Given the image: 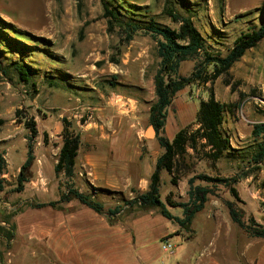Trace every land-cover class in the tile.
<instances>
[{"label":"rangeland","instance_id":"1","mask_svg":"<svg viewBox=\"0 0 264 264\" xmlns=\"http://www.w3.org/2000/svg\"><path fill=\"white\" fill-rule=\"evenodd\" d=\"M127 1L149 11V15H155L161 23L175 26L161 13L165 0ZM176 1L179 10L192 16L211 44L212 53L221 56L228 52L240 33L264 23V0ZM16 34L43 38L45 45L40 46L51 54L47 57L39 49L29 57L34 86L14 76L8 78L1 72V65L8 62V56L17 55V51L6 50H10L6 45L12 44L7 42ZM22 39L34 44L27 37ZM158 61L156 42L149 35L138 31L129 43L124 42L123 31L110 26L103 17L102 0H0V149L17 147V152L22 147L28 134L23 116L34 118L40 135L44 130L54 129L55 122L62 116L74 118L75 114H84L86 108H100L97 113H106L111 106L108 102L118 94L134 98L138 117H146L154 98L153 75ZM198 62L197 59L182 62L180 75H189ZM46 77L59 79L66 87H51ZM209 93L219 102L232 106L223 123L231 149L215 161L207 157L209 149L203 141H198L196 149L188 147L172 174L175 185L170 182L172 176L161 171V197L164 200L170 193L171 199L186 201L188 179L206 174L217 178L236 177L239 181L232 186L239 199H234L230 188L223 184L212 187L204 208L193 218L196 235L192 241L184 243L173 234L169 240L179 246L178 252L190 250L200 241L211 239L215 219H218L219 224L222 223V235L216 243L219 247L232 248V252L223 253L225 257L244 264L247 260L242 255L243 244L250 236L231 222L225 201L234 202L245 222L253 217L256 222L264 223V163L249 162L257 143L251 134L253 124L264 118L261 113L264 109V39L215 80L200 81L180 90L168 109L170 122L163 134H171L172 129L180 127L194 130L199 101L207 99ZM142 124L146 133L151 125L146 119ZM8 157L10 170L16 169L18 156L8 153ZM256 166L259 169L256 170ZM10 170L7 168L2 175L0 218L16 208L5 205L12 203L8 200L16 184L17 173ZM199 183L204 184L198 179L194 181V184ZM235 242L238 245L234 248ZM4 248L5 241L1 240L0 251ZM2 260L3 254H0V264ZM178 260L179 257L174 258L169 264H177Z\"/></svg>","mask_w":264,"mask_h":264},{"label":"crops","instance_id":"2","mask_svg":"<svg viewBox=\"0 0 264 264\" xmlns=\"http://www.w3.org/2000/svg\"><path fill=\"white\" fill-rule=\"evenodd\" d=\"M113 98L108 102L111 106L106 113L100 115L97 113L100 108H86L84 114H75L74 118L62 116L55 122L54 131L44 130L40 135L38 132L34 159L27 170L23 190L13 191L8 200L12 203L5 204L6 207L19 208L8 220L14 226L13 237L9 241L3 236L8 224L0 218V243L5 241V248L0 251L3 254L1 264H169L178 257L177 264H242L223 255L224 252H232V248L219 247L216 243L222 235V223L219 224L218 219H215L210 240L200 241L190 250L180 252L177 251L179 246L172 243L175 248L168 254L161 248L164 240L171 242L169 239L173 234L184 243L191 242L196 230L192 236L184 238L176 233L178 224L162 215L158 207L126 204L137 192L148 189L162 149L156 132L148 136L149 128L145 133L142 124L145 119L149 124L148 111L154 98L146 117H138L139 109L134 98L121 94ZM169 114L168 111L165 133L170 122ZM63 119L80 137L70 177L63 171L56 173L54 170L62 146ZM181 128L163 135L172 139ZM26 137L17 152V147L11 146L4 150L9 170L8 153L18 156L16 169L10 170L17 175L27 155ZM261 163H264V158L258 164ZM67 185L91 194L105 209L121 208L108 216L75 198L61 203L60 207L48 204L58 200ZM94 190L95 194L92 193ZM26 201L44 205L27 206ZM167 208L173 215L181 217V208ZM206 218L210 219L208 215ZM4 226L5 229H1ZM234 245L235 248L238 243ZM242 255L247 260L244 264H264V237L250 236L243 244Z\"/></svg>","mask_w":264,"mask_h":264},{"label":"trees","instance_id":"3","mask_svg":"<svg viewBox=\"0 0 264 264\" xmlns=\"http://www.w3.org/2000/svg\"><path fill=\"white\" fill-rule=\"evenodd\" d=\"M176 0H165L161 13L169 18V24L161 23L155 15H149V11L142 10V7L128 2L127 0H102L103 17L107 18L110 26H117L124 33V42L129 43L133 35L140 31L149 35L156 42V53L159 58L158 66L153 76L154 81V100L150 104L148 111V122L153 126L156 132L157 142L162 149V153L157 158L154 170L149 179L148 189L145 192H137L135 197L126 202V204H138L140 207H158L160 213L166 218L178 224L176 233L182 234L184 238L192 236L195 232L192 221L196 213L204 208L211 194L212 187L223 184L230 188L234 199L238 200V194L232 186L239 180L236 177L217 178L206 174H198L188 179L187 200L177 202L170 198V193L163 200L160 193V173L162 170L168 172L172 177L170 182L176 184V179L172 175L177 170V164L187 153V149H196L198 141H203L204 146L208 147V154L212 160H218L231 149L230 137L227 136L223 123L226 120V114L231 112V105L219 102L212 93H209L207 99L200 100L195 117L197 127L194 130H188L189 127L179 129L172 139L163 135L164 126L168 109L174 96L184 87L192 84H199L200 81L207 83L213 81L223 73H226L232 65L238 61L247 50L255 47L264 39V23L257 27L249 28L240 33L233 41L232 47L228 52L221 56L212 53V46L207 42L200 30L195 25L192 16L184 14L177 8ZM188 11H190L188 9ZM26 38L34 42L23 40ZM36 39V41H35ZM12 46H7V51H17L15 57L8 56V62L1 65V72L4 76L17 79L25 84L35 85L33 67L29 57L35 50L41 49L48 57L46 52L45 40L35 36L25 37L16 34L12 37ZM26 41V43H25ZM38 41V42H37ZM28 42V44H27ZM30 42V43H29ZM12 48V49H11ZM197 59L198 65L194 67L189 75H180L179 68L181 63L187 60ZM46 83L51 87H66V83L55 78L46 77ZM17 113V111H16ZM264 116V109L262 110ZM25 117V127L28 129L27 135V155L25 161L20 166L16 177V184L11 191L20 192L23 190L24 182L27 180V170L34 159V142L38 135L36 122L32 116ZM21 122V120L19 121ZM252 136L257 140L256 151L251 160L258 164L264 158V121L253 124L251 130ZM62 146L58 152L57 163L54 166L56 173L63 171L66 176L73 175L74 158L80 145L79 134L70 128V124L63 119ZM46 140V133H43ZM1 144V141H0ZM5 151L0 149V193L4 190V180L2 175L6 172L7 163ZM256 170L259 167L256 166ZM198 179L204 184H194ZM95 190L92 192L95 194ZM93 194V195H94ZM77 199L82 204L93 208L99 213H105L108 216L115 214L121 207L105 209L103 204L91 194L79 192L73 186L67 185L65 190L60 193L59 199L51 201L48 204L60 207V204L70 199ZM27 206H41L43 203L26 201ZM228 215L232 222L236 223L249 236L264 237V223H258L253 217H248L247 222L242 219L240 210L234 207V202L225 201ZM179 207L182 210L181 217L173 215L167 208ZM19 208L5 212L2 221L8 224L3 236L9 241L13 237V224L8 220ZM1 229H5V226Z\"/></svg>","mask_w":264,"mask_h":264},{"label":"built area","instance_id":"4","mask_svg":"<svg viewBox=\"0 0 264 264\" xmlns=\"http://www.w3.org/2000/svg\"><path fill=\"white\" fill-rule=\"evenodd\" d=\"M263 214H264V209H263ZM161 248L163 251L167 252L168 254H171L174 250V245L168 240H164L161 243Z\"/></svg>","mask_w":264,"mask_h":264},{"label":"water","instance_id":"5","mask_svg":"<svg viewBox=\"0 0 264 264\" xmlns=\"http://www.w3.org/2000/svg\"><path fill=\"white\" fill-rule=\"evenodd\" d=\"M155 134V130H154V128L153 127H149V130H148V136H152V135H154Z\"/></svg>","mask_w":264,"mask_h":264},{"label":"bare ground","instance_id":"6","mask_svg":"<svg viewBox=\"0 0 264 264\" xmlns=\"http://www.w3.org/2000/svg\"><path fill=\"white\" fill-rule=\"evenodd\" d=\"M149 130V129H148ZM148 134V133H147Z\"/></svg>","mask_w":264,"mask_h":264}]
</instances>
